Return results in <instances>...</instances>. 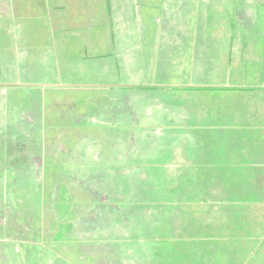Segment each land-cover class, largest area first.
Wrapping results in <instances>:
<instances>
[{"label":"rangeland","instance_id":"374dc122","mask_svg":"<svg viewBox=\"0 0 264 264\" xmlns=\"http://www.w3.org/2000/svg\"><path fill=\"white\" fill-rule=\"evenodd\" d=\"M0 264H264V0H0Z\"/></svg>","mask_w":264,"mask_h":264},{"label":"trees","instance_id":"16d2710c","mask_svg":"<svg viewBox=\"0 0 264 264\" xmlns=\"http://www.w3.org/2000/svg\"><path fill=\"white\" fill-rule=\"evenodd\" d=\"M150 54V53H149ZM216 60H217V58H216ZM181 63H185L184 61H180ZM189 62V61H188ZM183 65V64H182ZM176 65L174 64V62H173V64H172V69H173V71H174V74H175V76H178V74L180 73V74H183L184 75V72H182V71H179L178 69H175L174 67H175ZM185 73H186V75H188L187 74V70L185 71ZM198 79V78H197ZM203 80H204V78H202ZM203 80H201V81H203ZM200 81V83L197 81V82H195L194 80H193V82L195 83L194 84V86L193 87H191V88H189L188 89V91L190 90V93L191 94H193L194 95V99H193V101H192V104H193V110L194 111H196V110H198V112H200V110L201 109H204V106H205V101L204 100H202V95L203 94H208L210 91H213L214 92V88H211V87H208V85H202V82ZM152 85V84H151ZM147 86L146 84L145 85H142V84H135L134 85V88L139 92V91H144V93H148L147 95H146V99H149V100H152V102L151 103H156V102H158V103H163V100L162 99H164V102H166V100L167 99H169V94H168V91H167V89L168 90H170L168 87L169 86H163V87H157V86H155V87H152V86ZM171 86H174L173 84H170ZM171 88V87H170ZM172 88H174V87H172ZM228 89V87L227 86H224V88L223 89H218V90H216L215 92L217 93V92H223V91H225V90H227ZM140 92V93H141ZM144 93H142V94H144ZM170 94H171V90H170ZM152 97V98H150V96ZM172 95V94H171ZM193 111V112H194ZM208 113H211V115L212 116H215V115H217V113H218V110L216 109L215 110V106H214V108H210L209 110H208ZM244 113V112H243ZM198 121H199V124H201V121H202V124L203 123H205L206 124V126L204 125V128H202V129H206L208 132H213L214 133V131L212 130V128H210V126H211V123H210V121L207 119H201V117H200V119H198ZM206 121H207V123H206ZM228 122H230V121H228ZM232 122V121H231ZM244 126H249V124H245ZM199 129H201V127H199ZM215 130L217 131V128H215ZM223 131H226V130H221V131H218L219 133H223ZM206 144L204 143V144H202V146H205ZM119 160H116V164H117V162H118ZM118 166V165H117ZM64 182H65V185L66 184H68L67 183V181L66 180H64ZM70 187V186H69ZM81 189H78V191H80ZM62 204H63V208L61 209V211L59 212V213H61L62 211H64V209L66 210H68V211H70V209H72L73 210V208L75 207L74 206V204H72L71 203V205L69 206L68 205V203L67 202H65L64 200H62V202H61ZM62 204H61V206H62ZM65 212V211H64ZM58 213V215L60 216V214ZM74 213H75V211H72V213H71V211H70V216L65 220V221H62L63 223H64V225L63 226H58V227H60L59 228V230H62V231H64V232H66V230H64L65 228L67 229V231H71V230H73V228H74V222H73V219H72V217H71V215H74ZM57 214H55V216H56ZM58 221L59 222H61L59 219H58ZM55 223V220L53 219V221H51L50 223H49V225L51 226V224H53V223ZM62 223V224H63ZM59 224V223H58ZM133 238L135 239V237H131L130 238V242L132 243V244H134V242H136L135 240H133Z\"/></svg>","mask_w":264,"mask_h":264},{"label":"crops","instance_id":"0c3cea01","mask_svg":"<svg viewBox=\"0 0 264 264\" xmlns=\"http://www.w3.org/2000/svg\"><path fill=\"white\" fill-rule=\"evenodd\" d=\"M18 12H20L19 10H18ZM78 14L77 13H74V16H77ZM26 16H27V13H26ZM16 24H18V26L17 27H19L22 23H23V21L21 20V22H15ZM168 36V35H167ZM172 43H173V41H172Z\"/></svg>","mask_w":264,"mask_h":264}]
</instances>
